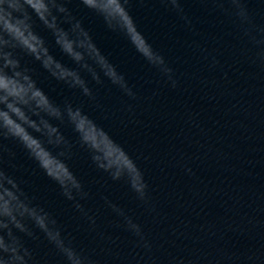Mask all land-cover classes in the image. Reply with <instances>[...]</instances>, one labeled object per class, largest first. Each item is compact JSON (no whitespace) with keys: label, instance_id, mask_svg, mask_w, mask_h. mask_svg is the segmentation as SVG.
<instances>
[{"label":"water","instance_id":"water-1","mask_svg":"<svg viewBox=\"0 0 264 264\" xmlns=\"http://www.w3.org/2000/svg\"><path fill=\"white\" fill-rule=\"evenodd\" d=\"M181 4L191 25L165 0H130L128 5L139 29L174 70L175 88L80 0L67 6L135 97L102 73L104 82L97 84L82 69L95 94L89 98L24 57L49 96L57 104L81 106L136 159L148 182L150 206L125 180L114 181L96 168L72 126L62 125L75 145L68 163L89 194L77 199L95 217L93 228L22 145L3 141L15 153H4V167L96 264H264V64L253 62L252 46L233 15L204 0ZM247 7L264 26V0H247ZM41 33L57 59L77 67L50 32ZM213 58L219 61L214 66ZM106 201L141 225L150 250L137 246L123 217ZM26 243L38 264H63L42 234Z\"/></svg>","mask_w":264,"mask_h":264},{"label":"clouds","instance_id":"clouds-1","mask_svg":"<svg viewBox=\"0 0 264 264\" xmlns=\"http://www.w3.org/2000/svg\"><path fill=\"white\" fill-rule=\"evenodd\" d=\"M70 0H0V264H38L34 250L26 238L39 240L40 234L54 246L63 264H96L89 254L78 248L64 234L56 217L36 203V197L23 187V181L4 167V153H15L4 145L14 140L23 146L30 159L43 173L55 181L63 195L74 201V207L87 216L94 228L95 217L77 199H85L81 180L68 161L74 143L61 131L70 124L77 143L86 148L96 168L112 180H125L138 200L150 206L149 185L136 159L81 106L65 101L57 104L40 86L33 69L24 57L31 58L56 80L79 88L83 95L95 99L93 89L81 70H86L97 84L101 73L127 95L135 97L124 75L95 43L90 31L67 6ZM233 15L243 36L252 46L253 62L264 64V26L255 22L247 0H204ZM80 3L103 19L107 28L122 33L133 48L152 66L167 76L173 88L178 81L165 57L159 53L139 29L129 11L130 0H80ZM188 25L181 0H165ZM225 4L229 5L225 8ZM41 29L51 33L60 51L77 67L66 65L51 51ZM213 66L219 63L213 58ZM108 205L121 217L124 226L137 238V246L150 250L141 225L111 201ZM142 259V258H141Z\"/></svg>","mask_w":264,"mask_h":264}]
</instances>
